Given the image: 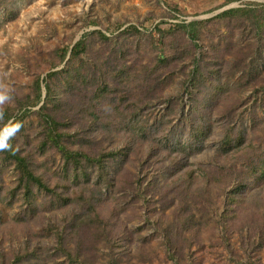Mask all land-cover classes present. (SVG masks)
Returning a JSON list of instances; mask_svg holds the SVG:
<instances>
[{
    "label": "rangeland",
    "instance_id": "rangeland-1",
    "mask_svg": "<svg viewBox=\"0 0 264 264\" xmlns=\"http://www.w3.org/2000/svg\"><path fill=\"white\" fill-rule=\"evenodd\" d=\"M0 84V264H264V0H0Z\"/></svg>",
    "mask_w": 264,
    "mask_h": 264
},
{
    "label": "trees",
    "instance_id": "trees-1",
    "mask_svg": "<svg viewBox=\"0 0 264 264\" xmlns=\"http://www.w3.org/2000/svg\"><path fill=\"white\" fill-rule=\"evenodd\" d=\"M234 10H229L227 11L225 14L227 13H230V12H233ZM84 45V42L83 40H79L77 41L73 47L71 48L70 50V54H75L77 53V50L79 48H81V46ZM36 88H37V99H40L41 95H40V84L39 82L37 81L36 82ZM9 119H11V116L10 115H7L5 117V120H4V123L7 122ZM44 122H45V126H46V129L48 130V135H50V137L53 139V143L54 145L55 144H59V138H60V135L58 134V128H59V123L49 117V116H46L44 118ZM11 154L12 156H14V160L16 161V163L18 164V167H19V170H20V175L22 176V180H24V182L26 184L28 183H35L37 186L41 187L42 189H45L47 190L46 186H44L40 179H38L37 177H35L33 175L32 172H30L26 166V163H25V160L22 159L21 157H18V154H16L14 151H11ZM83 154V153H82ZM84 157L83 158H80L81 155L78 154L77 158L79 159V161H81L82 159L85 160L86 163H91V164H97V165H100L101 168H103V157H98L97 159L95 158H90L86 155H83ZM263 171H259L258 172V178L257 179H261V178H264V169H262ZM235 193L236 192H230V194H228V197H227V202H228V205L232 203V201L235 200ZM82 217V221H84L85 219L87 220L89 218L88 215H81ZM169 246H171V244H168Z\"/></svg>",
    "mask_w": 264,
    "mask_h": 264
},
{
    "label": "clouds",
    "instance_id": "clouds-1",
    "mask_svg": "<svg viewBox=\"0 0 264 264\" xmlns=\"http://www.w3.org/2000/svg\"><path fill=\"white\" fill-rule=\"evenodd\" d=\"M12 89L8 85L0 84V105L9 103L12 101ZM22 125L19 122H15L13 119H9L7 122L0 125V151L10 149L11 139L20 130Z\"/></svg>",
    "mask_w": 264,
    "mask_h": 264
}]
</instances>
